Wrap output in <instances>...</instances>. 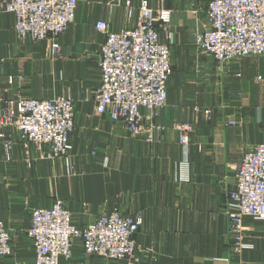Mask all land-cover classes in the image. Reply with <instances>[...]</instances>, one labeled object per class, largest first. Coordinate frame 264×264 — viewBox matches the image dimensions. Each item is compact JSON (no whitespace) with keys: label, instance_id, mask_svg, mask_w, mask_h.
<instances>
[{"label":"crops","instance_id":"crops-1","mask_svg":"<svg viewBox=\"0 0 264 264\" xmlns=\"http://www.w3.org/2000/svg\"><path fill=\"white\" fill-rule=\"evenodd\" d=\"M125 1L80 0L54 53L50 39H20L0 0V103L70 96L76 109L67 158H46L47 151L33 145L26 150L19 133L5 129L14 147L6 161L0 143V211L13 252L0 264L34 263L31 211L57 199L80 226L117 204L143 218L133 260L90 257L76 241L72 259L62 264H264V222L245 217L244 237L254 247L238 249L231 245L227 215L232 167L264 140V81L257 80L264 76V55L218 62L197 53L196 36L210 27L209 0H167L174 41L167 104L154 113L143 109L146 130L132 135L96 112L105 40L96 23L105 20L118 32L136 25L141 0H131L132 17ZM149 1L157 6L159 0ZM183 125L188 151L180 142Z\"/></svg>","mask_w":264,"mask_h":264},{"label":"built area","instance_id":"built-area-1","mask_svg":"<svg viewBox=\"0 0 264 264\" xmlns=\"http://www.w3.org/2000/svg\"><path fill=\"white\" fill-rule=\"evenodd\" d=\"M164 1V0H160ZM130 17L134 9L127 0ZM3 10L15 19L20 39L52 41L60 50L59 37L74 23L79 0H2ZM210 27L196 36L200 52L218 62L264 55V0H209ZM172 19L169 9L141 0L136 25L114 31L105 20L96 23L105 40L99 51L101 85L96 94V112L125 125L132 135L145 129L143 109L154 113L168 100L172 74L169 44L161 39ZM258 81H264L259 75ZM234 122H230L233 124ZM15 129L26 150L44 149L46 158H67L76 129L75 101L70 96L53 99L14 97L0 103V141L5 159H12L14 141L5 131ZM188 127H181L180 142L188 151ZM148 140L153 136L148 133ZM234 187L228 195L227 214L232 243L238 249L254 246L244 237V219L264 222V140L256 143L232 167ZM143 224L140 213H123L116 205L94 221L79 227L64 201L31 211L28 236L35 258L33 264H62L73 257L74 244L81 241L85 253L107 261L134 259L138 252L136 234ZM12 235L1 217L0 257L12 254Z\"/></svg>","mask_w":264,"mask_h":264},{"label":"rangeland","instance_id":"rangeland-1","mask_svg":"<svg viewBox=\"0 0 264 264\" xmlns=\"http://www.w3.org/2000/svg\"><path fill=\"white\" fill-rule=\"evenodd\" d=\"M131 1V0H130ZM79 2H80V0H79ZM150 2V1H149ZM127 0L125 1V6H126V8H127ZM131 3H132V1H131ZM151 4V3H150ZM79 6V5H78ZM132 6H133V4H132ZM152 6V5H151ZM153 7H163V8H167V9H169L170 11H171V13H172V10L170 9V8H168L167 7V0H164V1H158V4H157V6H153ZM170 25V24H169ZM169 25L167 26V29L166 30H162L161 31V39H162V41H164L165 43H167V44H169V46H170V51H171V55H172V45H174V41H173V34L172 33H170L169 32ZM133 27V26H132ZM169 32V39H167V40H164V38H163V35L165 34L166 36H167V33ZM66 33V32H65ZM64 33V34H65ZM172 34V35H171ZM61 37V36H60ZM59 37V38H60ZM60 43V42H59ZM194 47H195V51L197 52V53H202V52H200L199 50H198V48H197V45H196V41H195V45H194ZM59 52V51H58ZM58 52H56V53H58ZM74 99V98H73ZM75 111H76V109H75ZM15 130V129H14ZM16 131V130H15ZM72 137V136H71ZM12 138V137H11ZM0 143H1V141H0ZM72 143V142H71ZM2 144V143H1ZM14 147V146H13ZM4 149V148H3ZM12 160V159H11ZM10 160V161H11ZM6 161H8L7 159H6ZM234 187V186H233ZM232 187V188H233ZM231 188V189H232ZM231 189L229 190V192L231 191ZM228 195H229V193H228ZM228 201V200H227ZM65 203V202H64ZM66 205V204H65ZM117 205H119V204H117ZM120 208V207H119ZM121 209V208H120ZM70 212H71V210H70ZM123 213H126V212H124L123 211ZM72 214V213H71ZM228 215V214H227ZM73 217V216H72ZM229 218V217H228ZM73 220H74V218H73ZM75 222V221H74ZM230 222V221H229ZM76 223V222H75ZM77 224V223H76ZM78 225V224H77ZM79 227H84V226H80V225H78ZM77 241H79L80 243H81V241L80 240H77ZM247 241V240H246ZM82 245V244H81ZM231 245H232V247H234L233 246V243L231 242ZM235 248V247H234ZM13 252V251H12ZM74 254V253H73ZM131 260H133V259H131Z\"/></svg>","mask_w":264,"mask_h":264}]
</instances>
